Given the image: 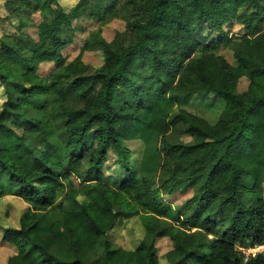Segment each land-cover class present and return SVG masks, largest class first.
Returning a JSON list of instances; mask_svg holds the SVG:
<instances>
[{"label": "trees", "instance_id": "16d2710c", "mask_svg": "<svg viewBox=\"0 0 264 264\" xmlns=\"http://www.w3.org/2000/svg\"><path fill=\"white\" fill-rule=\"evenodd\" d=\"M8 2L43 20L37 39L21 19L0 46V170L28 203L20 225L4 233L18 250L7 264H159L162 237L174 242L171 264H264V250L243 252L264 244V0H80L69 12L58 0ZM81 15L120 17L127 29L110 42L86 40L84 50L104 55L92 73L78 56L38 75L42 62L61 61ZM233 21L244 28L236 38L225 31ZM236 42L231 64L217 47ZM244 76L250 83L240 92ZM193 95L221 104L214 122L178 105ZM23 118L32 124L16 136ZM175 131L192 140L172 141ZM128 141L144 143L141 159ZM112 150L125 175L110 181ZM150 151L162 154L152 176L143 165ZM182 188L193 189L184 204L165 200ZM118 208L142 219L133 249L109 238Z\"/></svg>", "mask_w": 264, "mask_h": 264}, {"label": "rangeland", "instance_id": "374dc122", "mask_svg": "<svg viewBox=\"0 0 264 264\" xmlns=\"http://www.w3.org/2000/svg\"><path fill=\"white\" fill-rule=\"evenodd\" d=\"M9 0H0V46L7 36L18 34L17 27L21 19L27 21L26 27L23 31L29 33L33 38H38V27L43 17L40 11L30 12L29 16L22 17L21 13L15 11ZM80 0H58L59 5L65 11H71ZM110 0H106L109 2ZM72 29L74 31L73 42L62 47L60 53L62 56L61 61H46L42 62L38 69L37 74L46 77L52 73L61 72L65 67L78 56L82 57V61L87 65L88 71L93 72L99 68L104 62V55L101 50L90 49L84 50L86 40L90 35L100 34L105 41H112L115 36L125 34L127 29L126 21L120 17L106 16L104 19L90 17L88 15H81L72 21ZM227 36L235 37L237 34L244 33V28L241 24L233 21L225 25ZM236 38V37H235ZM239 42L234 44L218 43L217 52L227 58L231 64H235L234 48ZM240 45V44H239ZM238 47V46H237ZM264 81V78L261 80ZM250 80L244 76L239 80L238 90L244 92L247 90ZM212 96H185L178 101L180 107H184L192 112H196L207 117L210 121L214 122L218 118L217 109H221V104H210ZM6 99L4 84L0 81V109ZM219 103H222L219 101ZM219 106V108L215 107ZM215 107V108H213ZM31 122L26 118L20 120V127L13 125V130L16 136H20L27 127L31 126ZM170 139L174 142H190L192 140L189 133L185 131H175L170 133ZM126 146L138 152L140 159L145 152V145L142 141H128ZM162 160L161 153L149 152L148 157L143 162L144 170L148 175L158 174L159 166ZM140 161L135 165L139 167ZM105 176L108 180H117L119 175H125V170L121 169L117 164V154L112 150L109 158L105 163L104 168ZM123 176H121L122 178ZM77 186L82 187L77 181ZM10 184L9 177L0 170V187L5 185L6 192L4 196L0 197V264H7L8 259L18 252L17 248L11 243L4 240V233L7 228L20 225V217L24 210L28 207V203L23 201L19 196L11 193L7 188ZM7 186V187H6ZM264 186V185H263ZM18 189V185H14ZM193 194V189L182 188L175 194H165L166 201L171 203L174 207L184 204ZM244 199L249 198L248 194L243 193ZM84 197L81 196V199ZM248 201V200H247ZM120 216L118 217L115 227L109 232V238L112 240L114 247H124L133 249L137 247L145 234V228L142 219L139 215L130 214L123 208H118ZM171 221L163 219V224H170ZM174 247V242L169 237H162L157 240V249L159 255V264H171L167 257L168 251ZM264 250V244L254 247L243 249V252L248 257L255 255Z\"/></svg>", "mask_w": 264, "mask_h": 264}]
</instances>
